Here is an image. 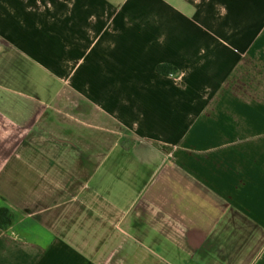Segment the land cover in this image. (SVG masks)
I'll return each instance as SVG.
<instances>
[{
	"label": "crops",
	"instance_id": "1",
	"mask_svg": "<svg viewBox=\"0 0 264 264\" xmlns=\"http://www.w3.org/2000/svg\"><path fill=\"white\" fill-rule=\"evenodd\" d=\"M2 206L0 264H264V0H0Z\"/></svg>",
	"mask_w": 264,
	"mask_h": 264
},
{
	"label": "trees",
	"instance_id": "2",
	"mask_svg": "<svg viewBox=\"0 0 264 264\" xmlns=\"http://www.w3.org/2000/svg\"><path fill=\"white\" fill-rule=\"evenodd\" d=\"M157 71L164 75L176 74L177 69L170 64H161L157 66ZM13 224V214L11 210L6 207H0V228L7 230Z\"/></svg>",
	"mask_w": 264,
	"mask_h": 264
}]
</instances>
